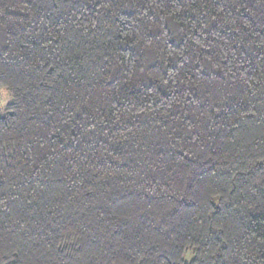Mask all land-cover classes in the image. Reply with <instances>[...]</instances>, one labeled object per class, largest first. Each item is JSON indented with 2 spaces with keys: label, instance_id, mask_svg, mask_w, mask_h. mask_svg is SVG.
<instances>
[{
  "label": "trees",
  "instance_id": "1",
  "mask_svg": "<svg viewBox=\"0 0 264 264\" xmlns=\"http://www.w3.org/2000/svg\"><path fill=\"white\" fill-rule=\"evenodd\" d=\"M2 88L0 264H264V0H0Z\"/></svg>",
  "mask_w": 264,
  "mask_h": 264
},
{
  "label": "rangeland",
  "instance_id": "2",
  "mask_svg": "<svg viewBox=\"0 0 264 264\" xmlns=\"http://www.w3.org/2000/svg\"><path fill=\"white\" fill-rule=\"evenodd\" d=\"M10 102H11V97L9 95V92L7 91L6 88H2L0 90V113H2L4 107Z\"/></svg>",
  "mask_w": 264,
  "mask_h": 264
}]
</instances>
